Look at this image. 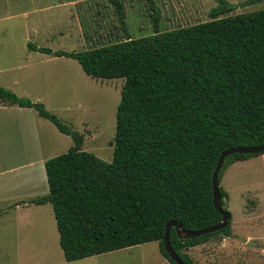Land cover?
Masks as SVG:
<instances>
[{
    "label": "trees",
    "instance_id": "1",
    "mask_svg": "<svg viewBox=\"0 0 264 264\" xmlns=\"http://www.w3.org/2000/svg\"><path fill=\"white\" fill-rule=\"evenodd\" d=\"M110 1L125 29L123 4ZM215 1L210 21L160 32L150 0L154 32L139 39L81 52L28 46L74 59L92 78L124 79L110 162L83 151V136L41 103L0 87V101L33 108L74 143L45 162L48 194L29 202L52 206L65 261L157 242L175 264L163 248L167 223L198 231L221 221L211 187L219 156L264 139V10L223 17L236 5ZM254 156L227 157L218 182L228 165ZM219 193L226 210L227 194L220 187ZM229 225L186 240L172 228L169 243L185 264H194L182 250L214 235L230 237Z\"/></svg>",
    "mask_w": 264,
    "mask_h": 264
},
{
    "label": "rangeland",
    "instance_id": "2",
    "mask_svg": "<svg viewBox=\"0 0 264 264\" xmlns=\"http://www.w3.org/2000/svg\"><path fill=\"white\" fill-rule=\"evenodd\" d=\"M76 1L81 4L71 10L70 16L67 9H61L53 20L46 17L49 15L47 13L32 11L38 5L33 4V0H0V70L5 71L0 74V86L18 97L41 103L49 113L83 136V151L110 162L116 109L124 79L92 78L82 71L74 59L52 58L47 61L39 53H32L28 58V45L53 51L81 52L128 38H143L154 32L153 12L149 6L150 0H120L125 12L123 29L109 0ZM152 1L159 12L160 32L208 22L211 20V11L219 6L215 0ZM225 1L235 3L236 9L223 17L264 10L263 0ZM23 11H26L24 18L19 16ZM78 23L84 39L78 30ZM25 59L31 65L29 68H21V65L27 64ZM49 125V129H41V134L49 132L52 144L46 143L42 152L23 159L24 164L27 161L38 162L22 171L24 185L20 195L25 200L22 204H26L28 210H14L12 206L0 217V234L6 237H0L1 242L7 241L11 247L16 229H19L20 235L23 232L31 234V238L28 235L25 240L23 254L13 253L10 248L5 252L0 248V264H16L18 261L23 264L65 263L51 206L47 204L45 208H40L42 206L26 201L48 194L44 168L39 161L64 154L74 145L70 137ZM263 154L233 162L222 172L219 187L227 194L225 206L231 214L230 237L224 238L230 240L222 246L223 236L218 234L211 237L209 243L188 249L187 252L182 250L194 264H202L204 256L209 259L207 264H264V156H260ZM5 167L2 163L0 170ZM20 214L29 217V222L19 221ZM248 236L250 238L246 239ZM248 242L255 245L251 246ZM158 248L157 242H151L108 253L100 258H90L87 262L170 264L161 256Z\"/></svg>",
    "mask_w": 264,
    "mask_h": 264
},
{
    "label": "crops",
    "instance_id": "3",
    "mask_svg": "<svg viewBox=\"0 0 264 264\" xmlns=\"http://www.w3.org/2000/svg\"><path fill=\"white\" fill-rule=\"evenodd\" d=\"M33 1H34L33 4L36 3L38 5L36 8H33L32 11H35L38 13H42V12L47 13L49 15L46 14L47 15L46 17L52 18L53 20H55V18L57 17L56 16L57 11H59L61 9H67L69 12L68 13V15H69L71 13V10L74 7L80 6L79 4H81V3H77L76 0H33ZM83 2H85V1H83ZM109 2L111 3L110 0H109ZM228 2L232 5H236L235 3L231 2V1H228ZM111 5H112V3H111ZM25 15H26V11H23L19 14V16H21L23 18L25 17ZM71 17H70V19H71ZM77 25H78V30L80 32L81 38L84 39V34H83V30L81 28V25L79 23ZM35 47L44 48V47H39L37 45ZM46 49H49V48H46ZM49 50H51V49H49ZM51 51L56 52L53 50H51ZM32 53L42 54L44 56L43 58H47L46 59L47 61H49L52 58L53 59H71V58H67V57H55L52 55L43 54V53H40L38 51H33V50H28V52L26 53V57L29 58L30 56H32ZM25 61L27 62V59H25ZM30 66L31 65L27 62V64L21 65V68H29ZM79 66H80V64H79ZM4 72L5 71L0 70V74H3ZM12 84L16 85V82L12 81ZM19 98H22V97H19ZM31 102L35 103L34 101H31ZM49 124L53 125L49 121L41 118L38 115L37 111L34 110L33 108L19 107L16 105H11L9 103L0 101V165L3 163L6 166L4 169L0 170V205H3L2 207H0V217L5 215L6 212L9 210V208H11L12 206H14V210H18V209L28 210L27 208H29V207L26 204L25 205L22 204L25 202V200L20 195V193L22 192V189H23V185H24V179L22 177V171H24L25 168L28 169L27 166H30L31 164H33L32 166H34L38 162L35 163L33 161V163H30L29 161H27L26 164H24L25 162L23 161V159L25 156L30 155L29 157H32L34 155V153L39 152V151L42 152V150L45 148L44 146L46 143L48 145L52 144L51 139L48 135L49 132L47 134L46 133L41 134L42 128L45 127L47 129H49V127H50ZM53 128H55V126ZM52 130H53V133L55 135H57V133H55L56 131H54V129H52ZM260 156H264V154L260 155ZM18 157H21V159L19 158V160H18ZM47 160H49V159H42L41 161H39L42 168H44V164ZM44 172H45V169H44ZM7 176H9V177H7ZM2 177H4V178L1 179ZM45 177H46V174H45ZM46 182H47V179H46ZM47 186H48V184H47ZM46 195H44V196H46ZM11 197L13 199H15V197H16V199L11 200ZM41 197H43V196H41ZM37 198H40V197H36L34 199H37ZM34 199H32V200H34ZM32 200L28 199L26 201L28 204H30L29 202ZM33 205H35V204H33ZM46 205L47 204L36 205V206H42L40 208H45ZM51 208H52V206H51ZM29 212L32 213V211H29ZM52 212H53V209H52ZM23 214L19 215L20 217H18V220L23 221V222H29V219H28L29 217H25V215H23ZM53 216H54V214H53ZM31 217H34L33 213L31 215ZM25 218H26V220H25ZM30 233H32V231ZM28 235H30L29 238H31V234L23 232L20 235L19 229H16V232L13 233V237L15 240L11 241V243L13 245L11 247H9L7 241H3V242L0 241L1 250L7 252L10 248V251L13 253L23 254L24 253V251H23L24 250V243H25V240H27ZM0 237L6 238V237L2 236V234H0ZM249 238H250V236H248L246 239H249ZM209 240L207 241L208 243H209ZM227 240H230V238H224V236H223L222 246L223 245L225 246L227 244ZM248 244H249V242H248ZM201 245H203V244H201ZM251 246H253V245H251ZM130 248H132V247H130ZM192 248H194V247H192ZM125 249H127V248H125ZM189 249H191V248H189ZM26 250L28 251V249H26ZM122 250H124V249H122ZM117 251H120V250H117ZM117 251H113V252H117ZM109 253H112V252H109ZM62 255H63V253H62ZM106 255H108V253L100 254V255H96V256H91L88 258H84V259H80V260H76V261H72V262H67L64 259L65 263L58 262V263H54V264H79V263H81V264H100V263H97L94 261L87 262V260H91L93 258H100V257L106 256ZM208 260H209L208 257L204 256V258H203L204 262L202 264H207L206 261H208ZM16 264H23V263L18 261ZM30 264H33V263H30Z\"/></svg>",
    "mask_w": 264,
    "mask_h": 264
},
{
    "label": "water",
    "instance_id": "4",
    "mask_svg": "<svg viewBox=\"0 0 264 264\" xmlns=\"http://www.w3.org/2000/svg\"><path fill=\"white\" fill-rule=\"evenodd\" d=\"M263 153H264V139H263L262 144L257 147L231 148L221 153V155L218 158L216 167L212 174L211 187H212L213 207L222 216V219L217 225L204 228L198 231H188L185 228H183L181 224L175 221H170L169 223H167L165 226V233L163 237V248L170 260H172L175 264H185L170 246L169 232L172 228L175 229L176 236L178 239L186 240V239L198 238L204 235H210L220 230H223L228 226L229 221L231 219V214L220 206L221 196L219 193V182H218V174H219V171L222 167L224 160L227 157L235 155V154H248V155L257 154L259 155ZM249 245H255V244L252 242H249Z\"/></svg>",
    "mask_w": 264,
    "mask_h": 264
}]
</instances>
